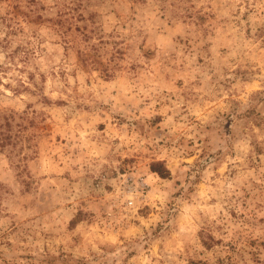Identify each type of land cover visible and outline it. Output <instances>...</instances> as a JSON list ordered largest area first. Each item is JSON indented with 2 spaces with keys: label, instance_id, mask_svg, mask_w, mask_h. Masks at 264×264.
Returning a JSON list of instances; mask_svg holds the SVG:
<instances>
[{
  "label": "rangeland",
  "instance_id": "374dc122",
  "mask_svg": "<svg viewBox=\"0 0 264 264\" xmlns=\"http://www.w3.org/2000/svg\"><path fill=\"white\" fill-rule=\"evenodd\" d=\"M0 264H264V0H0Z\"/></svg>",
  "mask_w": 264,
  "mask_h": 264
},
{
  "label": "trees",
  "instance_id": "16d2710c",
  "mask_svg": "<svg viewBox=\"0 0 264 264\" xmlns=\"http://www.w3.org/2000/svg\"><path fill=\"white\" fill-rule=\"evenodd\" d=\"M8 137V136H7ZM7 137H4V138H7ZM159 164H157V163H151V169L153 170V171H157L161 176H167V173H169L168 172V170L166 169V168H161L160 166H158ZM199 234H201V241H202V243L205 245V246H207V247H210L211 246V244H212V242L215 240L210 234H208L207 232H202L201 231V233H199ZM230 258H228V259H231V256H229Z\"/></svg>",
  "mask_w": 264,
  "mask_h": 264
}]
</instances>
